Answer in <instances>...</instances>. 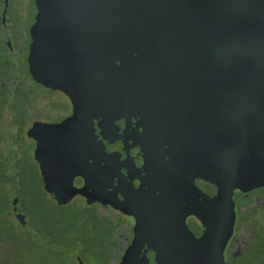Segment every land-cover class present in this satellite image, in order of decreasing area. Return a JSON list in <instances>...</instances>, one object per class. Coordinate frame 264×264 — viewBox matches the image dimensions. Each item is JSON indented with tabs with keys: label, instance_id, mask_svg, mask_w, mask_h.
<instances>
[{
	"label": "water",
	"instance_id": "obj_1",
	"mask_svg": "<svg viewBox=\"0 0 264 264\" xmlns=\"http://www.w3.org/2000/svg\"><path fill=\"white\" fill-rule=\"evenodd\" d=\"M35 3L30 75L64 93L73 111L54 126L55 140L36 145L46 190L67 188L60 204L81 192L72 181L85 178L79 170L92 156L81 138L93 149V119L133 96L143 110L145 169L160 195L151 205L136 197L113 205L124 213L138 207L129 213L132 246L150 238L157 264H227L234 192L264 188V0ZM196 179L216 194L203 193ZM8 214L19 222L14 196ZM190 215L204 229L199 238L185 223ZM120 264H135L129 249Z\"/></svg>",
	"mask_w": 264,
	"mask_h": 264
},
{
	"label": "flooded vegetation",
	"instance_id": "obj_2",
	"mask_svg": "<svg viewBox=\"0 0 264 264\" xmlns=\"http://www.w3.org/2000/svg\"><path fill=\"white\" fill-rule=\"evenodd\" d=\"M36 15L35 0H0V97L14 96L16 99L22 98L23 96L18 97L23 94L21 87L25 82L31 80L36 85L37 90L36 92L32 90L29 93L30 98L36 96L37 101L43 100L42 93L45 90L59 92L66 99L67 108L65 110L59 109L56 114L57 117H52L50 113H45L46 111L37 110L36 115H32L24 123L25 127L21 126V133L15 141L21 144L27 141L32 144V156L41 186L46 195L49 196V200L55 205L67 206L78 197L87 206L97 204L110 208L119 215L125 223L126 230L123 233L124 244L119 264L128 249L135 264H157L156 257L160 253L157 252L156 246L150 238H143L139 243L132 246L136 220L129 213L136 212L138 207H128L126 209L127 213L113 208V205L121 204L131 197H136L143 202V205H151L160 195L159 188L155 187L156 182L154 177L152 178V172L148 173L145 169L147 158L143 150L145 145L143 110L135 103L133 96L131 99L121 102L119 107L113 109L110 115H98V118L93 119L94 133L97 139L93 149L90 148L86 136L81 138L80 143L83 153L86 152V156L88 152L92 154L91 157L88 156V161L82 162V167L79 170L84 172L85 178L76 176L72 181L74 189H81V192L76 193L69 203L60 204L59 202L62 201L64 194L69 190L62 185L51 188L49 192L46 190L45 176L40 170L39 163L34 158L36 145L51 139L55 140L54 136L58 135L59 132H54V126L70 118L73 111L71 101L64 93L44 87L35 82L30 75L28 65L31 44L30 30L35 23ZM30 19L31 23H29ZM20 69H23V72H26L27 75L21 73ZM25 93L28 94V90ZM83 128L86 129L87 126L83 125ZM61 133L60 137L62 139L70 136L66 132ZM168 159V155H165V161ZM195 186L210 197L216 194L215 187L201 179L195 180ZM52 194L54 197L51 196ZM236 194L239 197L248 199V205L252 203L253 195L261 194L263 195V203L260 207H264V188L248 193L235 191L234 196ZM234 196L236 217L233 233L223 253L224 261L227 264H239L238 259L242 254H234L239 228L237 209L240 212L246 211L248 208V205L245 207L239 206ZM185 223L196 238L202 235L204 229L196 217L193 215L187 216Z\"/></svg>",
	"mask_w": 264,
	"mask_h": 264
},
{
	"label": "rangeland",
	"instance_id": "obj_3",
	"mask_svg": "<svg viewBox=\"0 0 264 264\" xmlns=\"http://www.w3.org/2000/svg\"><path fill=\"white\" fill-rule=\"evenodd\" d=\"M20 72L27 75L23 69ZM35 87L28 80L21 87L23 94L18 97L22 98L0 97V264H77V259L83 264H119L126 231L119 215L97 204L87 206L78 197L67 206L55 205L41 186L32 144L15 141L21 126L37 110L57 117L59 109L67 108L59 92L45 90L43 100L30 98ZM13 196L19 222L8 214ZM262 198L261 194L253 195L243 212L261 206ZM234 199L245 206L239 195ZM240 215L237 209V217ZM253 238L248 222L239 223L234 254L243 255L253 246Z\"/></svg>",
	"mask_w": 264,
	"mask_h": 264
},
{
	"label": "trees",
	"instance_id": "obj_4",
	"mask_svg": "<svg viewBox=\"0 0 264 264\" xmlns=\"http://www.w3.org/2000/svg\"><path fill=\"white\" fill-rule=\"evenodd\" d=\"M243 199L247 206L249 200ZM240 213L238 224L247 221L254 238L251 244L253 246L246 249L238 259L239 264H264V207H253L247 212L240 211Z\"/></svg>",
	"mask_w": 264,
	"mask_h": 264
}]
</instances>
